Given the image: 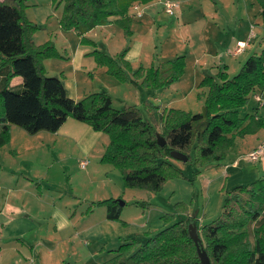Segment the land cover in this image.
I'll list each match as a JSON object with an SVG mask.
<instances>
[{"label":"rangeland","instance_id":"1","mask_svg":"<svg viewBox=\"0 0 264 264\" xmlns=\"http://www.w3.org/2000/svg\"><path fill=\"white\" fill-rule=\"evenodd\" d=\"M176 1L179 7L175 15L167 14L161 5H144L140 0L133 1L127 6L126 12L108 16L105 23L87 31L82 40L74 29L61 25L64 0H16L27 22L35 26L30 33L33 46L36 48L45 43L54 46L53 54L41 58V65L47 75L59 77L65 83L69 96L79 100L92 92L105 90L112 98V106L115 109L136 106L143 118L157 129L160 128V117L164 122L171 109L192 113L202 110L206 88L200 87L199 83L205 74L195 64L199 60L201 46L212 44L213 48L217 49L221 41L235 36L239 17L241 21L247 20L244 5L251 12L248 16L264 21L260 0ZM251 2L255 4L253 8L250 6ZM214 3L220 9V14L216 16L213 11ZM137 5L139 8H136ZM142 9L144 14L139 17L138 12ZM214 26L217 27L212 30ZM259 40L264 43V35L259 36ZM249 43L252 47L243 55L229 58L230 77L239 71L253 51H259L260 54L264 49V45L259 46L254 39ZM80 49L85 50V62L71 63L68 57ZM101 52L115 58L124 53L123 60H128L126 54H129V67H123L126 76L124 79L110 73L106 65L97 62ZM180 55L188 61V67H184L177 79L159 88L142 83L150 69ZM236 65L240 66L235 69ZM74 67L77 68L76 71ZM17 79L20 80L19 77ZM13 86L15 84H12ZM254 115V118L259 120L258 123L253 119L251 123V116ZM238 116L243 119L244 125L254 126L244 134H240L238 130L225 134L226 138H232V142L225 146L224 158L209 159L211 161L204 164H200L202 161L199 160L200 163L196 164L193 147H190L189 161L169 157L168 162L181 174H173L174 171L168 173L157 191L124 185L121 171L111 162L101 159L110 141V135L102 131H95L96 135L89 138V152H85L78 137H57L58 130L29 134L22 128L11 125L15 144L29 149H22L19 157L9 156V131L8 141L0 146H4L0 149V179L9 178L10 169L17 171L16 174L21 175L20 177H31L35 182L42 184L46 200L53 197V201L49 202L56 206L71 207L69 214L74 210L76 219H80V225L86 220L81 211L85 204L89 203V199L87 198L85 203L83 198L76 200L75 195L89 197L97 194L103 199L118 200V204L119 201L123 202L122 205L119 204V217L114 220L106 218V207L100 205L102 207H98L90 216L94 217L96 227L88 231L92 235L84 231L79 236L82 245L75 239L78 247L81 246L83 250H88L92 243L93 248L100 254L96 257L99 259L97 263L103 264L106 254L111 253L113 256L120 245L133 243L131 247L140 246L147 237L154 236L173 224L179 216L195 217L199 230L201 226L220 216L224 199L233 194L234 186L249 185L263 175L264 153L259 161L249 160L245 156L264 142V106L257 108L253 94H250L247 102L238 109ZM66 120L60 129L63 135H67L64 129L72 130L71 134L75 131H78V134L83 131L87 133L86 131L91 129L87 123L72 117ZM66 122L73 123L74 126H69ZM91 140L94 141L93 145L89 142ZM81 160H88L87 166L81 167ZM233 160H236L239 166L234 169L230 166L227 175H224L223 162L228 161L229 164ZM10 182L11 186L15 185L14 181ZM19 183L13 192H7L6 188L0 186L1 210L5 201L19 206L21 198L25 201L28 198L32 200L34 184ZM241 198L243 203L248 199V195L241 193ZM234 206L239 209L237 204ZM28 215L21 213L3 218L0 216V222L6 223L3 228L0 226V244L10 237H16L20 245L21 241L38 243L35 248L40 253L47 249V245L40 241V235L47 227L48 213L30 210ZM10 217H14L13 220ZM247 224L242 230L246 228L245 231L249 233L248 241L252 244L254 223ZM86 225L87 222L84 228ZM59 243V253L57 251L55 257L47 258L46 264H56L55 261L62 257L61 252L72 245L65 241ZM27 258L26 260L16 252L13 255L7 253L2 264H41L40 260H37L38 256L36 258L29 255Z\"/></svg>","mask_w":264,"mask_h":264},{"label":"trees","instance_id":"2","mask_svg":"<svg viewBox=\"0 0 264 264\" xmlns=\"http://www.w3.org/2000/svg\"><path fill=\"white\" fill-rule=\"evenodd\" d=\"M64 1L61 25L74 29L83 40L87 31L105 23L110 15L126 12L127 6L136 0ZM260 2L264 17V0ZM34 28L16 0H0V146L8 141L11 125L29 134L55 132L72 117L110 135L101 159L121 171L125 186L157 191L168 173L181 174L167 160L172 158L171 150L183 152L189 161L193 147L196 164L199 160L204 164L209 159L224 158V148L232 142L231 137L226 138L227 132L238 130L244 134L254 126L243 124L238 109L247 102L250 93L264 88V49L258 55H250L233 77L221 69L215 75L205 74L199 83L206 88L202 110L192 113L171 109L164 122L160 117L157 129L136 106L115 109L105 90L79 100L70 97L59 77L45 73L41 58L53 54L54 46L45 43L35 48L30 40ZM101 53L97 62L124 79L123 67H129L123 60L124 53L117 58ZM184 67V56H177L150 69L142 83L159 88L177 79ZM14 77L21 82L12 87ZM254 117L251 116V123L252 119L258 123ZM157 136L164 139L163 145L158 144ZM232 190L233 194L224 199L220 216L197 228L198 244L211 264H264V174L251 184L237 185ZM241 193L248 195L243 203ZM117 202L108 198L93 204L104 205L106 218L114 220L120 212ZM235 204L239 209H235ZM248 222L254 223L252 244L246 228L242 230ZM193 224L196 225L195 217L179 216L140 246L120 245L103 264H200L189 236V225Z\"/></svg>","mask_w":264,"mask_h":264},{"label":"crops","instance_id":"3","mask_svg":"<svg viewBox=\"0 0 264 264\" xmlns=\"http://www.w3.org/2000/svg\"><path fill=\"white\" fill-rule=\"evenodd\" d=\"M161 1L162 0H151L147 3H144V5H153V4L156 5V4H158V5H161V7L163 9ZM250 6H252V8H253V6H255L254 2H251ZM137 8H139L138 5H137ZM243 10L246 14L247 20L241 21L240 20L241 17H239L240 19L237 22L238 24H236V26H235V30L237 32V34L235 36L228 38L226 41H221V43H219L217 45V49L213 48L212 44H203L201 46L200 51H199V56H198L199 60H197L195 62V64L198 66V68L201 70V72H203V74L215 75L216 72L221 69V70H225L226 73L228 74V76L230 77V75L228 73V68L230 66L229 58L233 59V57L236 58L237 56L239 57V55H243V53H245L249 47H252V45L249 43V41L251 39H254V41L257 42L259 44V46L264 45V43H262V40H259V36L264 35V21L260 20V18L257 20L256 18L254 19L250 15L248 16V14H250L251 12L248 10V7L246 5H244ZM213 11H214V16H216L217 14L218 15L220 14L219 6L216 7L215 3H214ZM143 12H144L143 9L140 10V14L138 16L142 17V15L144 14ZM214 16H213V18H214ZM205 26L208 27V24H206ZM216 27L217 26H214L212 28V30L216 29ZM237 41H244V42L247 41L246 46L244 47V49L241 53H234ZM253 52H252V54L251 53H249V54H251V55H254V54L258 55L259 54V51H253ZM84 55H85V50L80 49V50L75 51V53L70 55L68 58L71 60V63H73V62L83 63V62H85L84 58H83ZM126 59L130 60L129 54L128 55L126 54ZM128 60H126V61H128ZM238 66H240V65H238ZM238 66L236 65V67H234V68L236 69ZM185 67H188V61H186V60H185ZM74 69H75V71L77 70L76 67H74ZM20 82H21V79L19 80V79H17V77H14L11 81V85L12 84H19ZM63 85H64L65 90H67L64 82H63ZM257 91H259V90H256V91L250 93V94H253V99H254V95L257 93ZM70 96H72V95H70ZM72 98H73V96H72ZM74 99H75V97H74ZM254 101H255V99H254ZM256 107H257V103H256ZM66 123H68L69 126H74L73 123H70V122H66ZM62 125L60 126V128L57 131L58 132L56 134L57 137L61 136L64 139L65 138H71L72 139V138L78 137V141L82 145V148L84 149V151L89 152L90 146H87L88 140H89V138H93L96 135L95 130H93L89 126L91 129L87 130L86 131L87 133H85L83 131L82 134H78V131H75L71 134L72 130L66 131V129H64V132H66L67 135H63V133L60 132ZM86 129H89V128H86ZM9 131H10V141L7 144L8 145V149H7L8 155L9 156L12 155L13 157H19L20 152H22L23 150H28L29 148H23L21 145H16L14 142L15 141V135L13 133L11 126H10ZM24 138L27 140H30V138H27V137H24ZM89 142L93 145L94 141L91 140ZM83 143H86V145H83ZM259 145H264V142L260 143ZM3 147H1V148H3ZM245 157L247 159H249L248 155H246ZM259 160L260 159H258L256 161H259ZM252 161H254V160H252ZM227 163H228V161L223 162L224 172H222V173L224 175H227L226 173H227V170L229 169L230 166H231L230 168H233V169L237 168L239 166V164H237L236 160H233L229 164H227ZM1 169H2V166L0 165V171H1ZM10 172L11 173H10L9 178L0 179V186L3 188H6L7 192H8V190L13 192V189L16 188L17 184H20L19 182H25V183H29V184L31 182L32 184H34L35 188L32 189V195H31L32 200H30L28 198L26 200L27 201L26 202L23 198H21L19 206L17 204L14 205V203L12 204L9 201H5V203L2 205L3 211L0 209V216H2V218H3V217L8 216V215H12V214L16 215V214H21V213L28 215L30 210H33L35 212L40 211L42 213L47 212L48 213L47 227L40 235L42 237V238H40V241L42 240V244L45 243L47 245V249H44V251L40 253L35 248L38 243H33L30 241H28L27 243H24L23 241H21V245H20L16 241V237H10L0 244V264H2L4 262V256L7 253H10V254L12 253V255H13L15 252L18 253V255H20L21 257L25 258L26 260L28 259L27 256H29V255L36 256V258L38 256L37 260H40L41 264H46L45 261L47 258L55 257V255L57 254V251L59 253V249H60L59 248V246H60L59 242H62V241H65V243L68 242L69 243L68 245H70V244H72V245L68 249L66 248L61 252L62 257H59L55 261L56 264H61V263H63V264H98L97 262L99 259H96V257L99 256L100 254H98L97 251L93 248L92 243H90V245H89L90 248L88 250L81 249V246L78 247V244L82 245L80 242L81 238H79V236L84 231L90 232L91 229L94 230L96 228L94 226V224H95L94 217H90V216L93 215L94 211L98 207H102V206L95 205L93 203L96 201L102 200L103 198L97 194L89 196V197H87V196L81 197V196L75 195L76 200H80L78 198H83L82 200H83V202L85 201V203L87 202L86 201L87 198L89 199V203L85 204V208L81 211V214H84L86 216V220H85L83 225H80V224H78L80 219H76L77 217L75 216V211L73 210L71 212V214H69L68 210L71 207L56 206V204L49 202V201H53V197H51L52 199H48V200L45 199V195H44V191H43V187H42L41 183L35 182L29 176L24 177V175H23L22 177H20L21 175L18 176L16 174L17 171H14L12 169H10ZM10 181H14L15 185L11 186V184H9ZM92 182L93 181H91V184H92ZM10 183H12V182H10ZM4 197H6V196H4ZM5 200H7V198ZM99 211L101 213V209ZM81 214H79V216ZM13 218L10 217L11 220H13ZM18 218L20 219L21 217L18 216ZM86 222H87V225H86V228H84V225ZM4 225H6L5 222H0V226L2 228ZM1 227H0V229H1ZM79 228H82V229H79ZM89 235H90V233H89ZM75 239H77L78 244L75 242ZM91 246H92V249H91ZM108 256H109V258H111L112 254L111 253L106 254V260L105 261H107L109 259ZM101 264H102V262H101Z\"/></svg>","mask_w":264,"mask_h":264},{"label":"built area","instance_id":"4","mask_svg":"<svg viewBox=\"0 0 264 264\" xmlns=\"http://www.w3.org/2000/svg\"><path fill=\"white\" fill-rule=\"evenodd\" d=\"M161 4L163 6L164 11L169 15H175L176 10L179 7V3L176 0H162ZM139 14H140V11L138 12V15ZM245 44L246 43L244 41H237L234 53L241 52L244 49ZM254 99L257 103V108H261L264 106V88L257 91V93L254 95ZM263 152H264V145H259L252 152L248 154V158L250 160L256 161L260 159ZM79 164L81 167H85L88 164V160H81Z\"/></svg>","mask_w":264,"mask_h":264},{"label":"water","instance_id":"5","mask_svg":"<svg viewBox=\"0 0 264 264\" xmlns=\"http://www.w3.org/2000/svg\"><path fill=\"white\" fill-rule=\"evenodd\" d=\"M157 142L160 145L164 144V139L161 136H157ZM170 155L178 160L181 161H187L188 157L186 156V154H184L183 152L179 151V150H171ZM119 204L122 205L123 202L119 201ZM189 236L191 237V239L193 240L195 246H196V251L198 254V257L200 259V264H211L206 252L200 248L198 241V234H197V227L196 225H189Z\"/></svg>","mask_w":264,"mask_h":264}]
</instances>
